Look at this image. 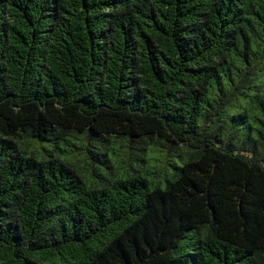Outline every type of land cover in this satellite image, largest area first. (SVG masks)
Masks as SVG:
<instances>
[{
    "label": "trees",
    "instance_id": "obj_1",
    "mask_svg": "<svg viewBox=\"0 0 264 264\" xmlns=\"http://www.w3.org/2000/svg\"><path fill=\"white\" fill-rule=\"evenodd\" d=\"M0 264H264V0H0Z\"/></svg>",
    "mask_w": 264,
    "mask_h": 264
}]
</instances>
